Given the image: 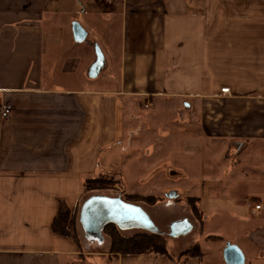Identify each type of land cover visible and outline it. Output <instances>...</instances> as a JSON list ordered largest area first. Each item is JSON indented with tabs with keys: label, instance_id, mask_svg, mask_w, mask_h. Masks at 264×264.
I'll use <instances>...</instances> for the list:
<instances>
[{
	"label": "crops",
	"instance_id": "1",
	"mask_svg": "<svg viewBox=\"0 0 264 264\" xmlns=\"http://www.w3.org/2000/svg\"><path fill=\"white\" fill-rule=\"evenodd\" d=\"M96 46L100 75L117 53L112 87L87 79ZM134 101L169 104L173 121L154 142L169 145L171 173L198 197L203 232L264 264V0H0V108L12 109L0 115V264H203L109 257L82 231L77 244L51 229L59 202L75 210L84 180L108 174L100 155L123 148Z\"/></svg>",
	"mask_w": 264,
	"mask_h": 264
},
{
	"label": "rangeland",
	"instance_id": "2",
	"mask_svg": "<svg viewBox=\"0 0 264 264\" xmlns=\"http://www.w3.org/2000/svg\"><path fill=\"white\" fill-rule=\"evenodd\" d=\"M93 35H95L94 32H90V38L93 37ZM84 47L86 46H83V49ZM106 57L108 58L107 61L110 60V62H106L108 67L104 73L105 75H100V72L102 71L104 66L103 68L102 66H100L99 68L101 70L99 69V73H96V75L94 76L91 74L90 68L88 67V69L86 67V76L88 77L87 79L90 81L93 80L94 85L101 86L102 88H109L111 86L109 80L118 81V78L116 77L118 62L115 61L117 60V53L113 51L111 55H106ZM87 62V58L85 60L81 58L80 68L85 67ZM61 79L62 78H60V80ZM71 80L72 79H66V81ZM134 102L135 104L133 110L135 111L134 108L137 107V104H139L141 109H139L140 113L135 111L136 114L132 116L133 113L129 112V110L131 111V109L126 107L127 110L125 111L124 119L126 127L125 136L122 142L123 148H119L120 150H118V148L113 149L115 154L112 161L106 159V153H101L100 155L101 159L99 161L102 165L100 170L108 172L107 175H111V178L115 181L114 183L116 184H112L111 188L100 190L98 189L97 191L99 193L110 194L112 196L120 195L123 198H126V195L128 193L135 192L141 195H156L159 198H164V203H162V201L152 207H149L145 203L141 204L144 206L154 223L156 222L155 224L159 228V230L165 233L168 243L173 245V247L169 245V249L174 257L176 256L177 249H179V247H184L197 240L201 245L204 255L203 264H225L222 256V249L226 243L230 242L229 237H227L225 233H222V235L220 236H222L223 238H219L215 241L207 240L205 239L206 235L212 234L211 232H215H209L211 228L208 227L204 229L202 235H197L198 223L195 222V220H193L188 213L189 210L187 209L188 207L186 202V198L188 197L186 193L187 186L185 187V181L181 180V178L185 175L183 174V176L181 177L175 176L174 172L173 174L171 173L170 168L173 165L171 159H174L175 156L170 154L169 145L167 146L166 143L164 144V142H159L160 140L158 139L156 140V142H154V131L159 129V127L162 130L166 131L165 129H167L169 123L173 121V114L171 113V109L168 107L169 104L161 102L160 107L156 105L155 107L147 108L144 107V104L146 106V103H137V101ZM149 115H151V118ZM134 116L136 118H133ZM130 119L131 122L128 128V121ZM153 145H155L156 148L160 149L156 151L155 157L152 154L154 148ZM147 153H150L151 156L148 157ZM109 164H113L114 168L109 170ZM159 164H161L162 166H159ZM138 171L140 172L137 173ZM174 190H176L177 194H179L178 200L169 201L165 198V196L167 195V193ZM184 218H189L188 220L193 224V229H195L185 235H179L177 237L169 236L170 229L168 226L170 225V223L173 221L182 220ZM203 225L205 227L206 224L203 223ZM77 226L78 236L81 239L82 230L79 224ZM135 231L137 230L132 229L126 230L123 233L131 234ZM216 234L218 235L219 233ZM86 240L91 241L90 239ZM91 247L92 248H90L89 251L93 250L95 252H105L106 249L105 247H103V245L99 246L95 243H93ZM99 260H95L96 264H115L114 261H107L106 263H103L104 261ZM95 262H92V264H95Z\"/></svg>",
	"mask_w": 264,
	"mask_h": 264
},
{
	"label": "trees",
	"instance_id": "3",
	"mask_svg": "<svg viewBox=\"0 0 264 264\" xmlns=\"http://www.w3.org/2000/svg\"><path fill=\"white\" fill-rule=\"evenodd\" d=\"M115 181L111 178V175L102 174L96 177H88L83 182V190L81 193V199L78 207L75 210L69 209L64 202H59L57 213L51 223V229L55 234L60 236L72 237L77 244L79 242L78 236V224L81 227L79 222V209L82 202L90 195L99 193L97 190L111 188L112 184ZM113 185V186H114ZM95 190V191H94ZM94 191V192H93ZM112 196L110 194H105ZM123 198V197H122ZM166 199L178 200V196L172 199H169L165 196ZM198 197L188 196L186 198L187 209L189 210L190 217L198 223L197 235L203 234L202 226V216L197 209V199ZM125 201L139 204L143 208L144 206L141 203L147 204L149 207L154 206L155 204L162 202L164 203V198H159L156 195H141L139 193H128L126 195ZM173 201V202H174ZM146 211V209L144 208ZM82 229V227H81ZM132 230V229H127ZM137 231L131 234H124L126 230H122L113 223L107 224L102 230L103 240L98 242L97 240H92L91 242L96 245L105 247V252L100 251L101 254H107L109 257L117 255H163L175 262H184L194 257H201L203 255L202 248L200 243L195 240L194 242L180 248L176 256L171 253L169 249V243L165 233H152L143 229H136ZM83 231V230H82ZM221 238L216 235H208L205 237L207 240H218ZM92 252H95L92 250ZM97 252V251H96ZM104 252V253H103Z\"/></svg>",
	"mask_w": 264,
	"mask_h": 264
},
{
	"label": "water",
	"instance_id": "4",
	"mask_svg": "<svg viewBox=\"0 0 264 264\" xmlns=\"http://www.w3.org/2000/svg\"><path fill=\"white\" fill-rule=\"evenodd\" d=\"M72 31L75 41L84 40L86 31L79 23H72ZM95 48L96 60L90 68L93 76L103 64V54L99 47L96 46ZM166 197L175 198L177 193L170 191ZM79 222L84 234L89 239L97 240L99 243L103 240L102 230L109 223L115 224L122 230L143 229L152 233H162L141 205L125 201L120 195L108 196L95 193L88 196L80 206ZM169 229V236L177 237L191 232L193 224L184 218L171 222ZM222 256L225 264H245V256L236 244L226 243L222 249Z\"/></svg>",
	"mask_w": 264,
	"mask_h": 264
},
{
	"label": "built area",
	"instance_id": "5",
	"mask_svg": "<svg viewBox=\"0 0 264 264\" xmlns=\"http://www.w3.org/2000/svg\"><path fill=\"white\" fill-rule=\"evenodd\" d=\"M98 1H101V2H107V1H111V0H98ZM221 92L222 93H228L229 92V89L228 87H224L221 89ZM11 106L9 105H3L1 108H0V115L4 118H7L10 116V113H11ZM255 209H259L260 208V205H255L254 206Z\"/></svg>",
	"mask_w": 264,
	"mask_h": 264
},
{
	"label": "flooded vegetation",
	"instance_id": "6",
	"mask_svg": "<svg viewBox=\"0 0 264 264\" xmlns=\"http://www.w3.org/2000/svg\"><path fill=\"white\" fill-rule=\"evenodd\" d=\"M156 223V222H155ZM169 227V226H168Z\"/></svg>",
	"mask_w": 264,
	"mask_h": 264
}]
</instances>
